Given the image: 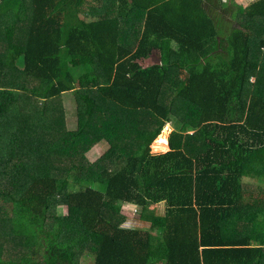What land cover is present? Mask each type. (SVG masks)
<instances>
[{
  "label": "trees",
  "instance_id": "obj_1",
  "mask_svg": "<svg viewBox=\"0 0 264 264\" xmlns=\"http://www.w3.org/2000/svg\"><path fill=\"white\" fill-rule=\"evenodd\" d=\"M206 1L0 0V264H264V0Z\"/></svg>",
  "mask_w": 264,
  "mask_h": 264
},
{
  "label": "rangeland",
  "instance_id": "obj_2",
  "mask_svg": "<svg viewBox=\"0 0 264 264\" xmlns=\"http://www.w3.org/2000/svg\"><path fill=\"white\" fill-rule=\"evenodd\" d=\"M216 3L217 1L216 0H207V3L206 5L209 6V14L212 16V18L217 22L219 23V19H218V16L221 15V14H225V17L226 18V21H229L230 23H233L231 22V20H234L236 19L235 17V13L232 11V10H229L227 9L229 7V5H226V4H223L222 6H216ZM216 6V7H214ZM228 30V29H227ZM224 30L221 28L219 30V32L221 34H223ZM0 46L2 48V46H5V43H0ZM159 59L152 55L150 56L147 60H144L142 61V64L144 66H148V65H151L153 63H156L158 62ZM252 84H255V78L250 80L249 82H247L245 84V88H246V91H250L252 89L251 85ZM250 87V88H249ZM68 104H70V109L68 111V115L71 117V118H75L76 117V107L74 104L71 105V102L68 101ZM174 131V128L171 127V125H167L163 134L160 136L161 138L164 139V141H160L158 143H154L151 147V154L153 155H163V154H166L169 152V138H170V135L171 133ZM108 146L105 145V144H98L96 147H94L92 150H90L89 152L86 153V156L88 159L92 160V161H97L100 156L102 154L105 153V151L107 150ZM155 209L153 208H149L148 211H153ZM58 212L62 219L67 222V223H71L73 225H76V227L78 228H81L82 227V223L79 222V220L77 221H71V219H65L64 218V215L63 213L65 212V208L64 206L60 205L59 206V209H58ZM74 220V219H72ZM146 224L145 223H141V222H136V224L133 226L134 229H138V230H148V228H145L147 226H145ZM128 227V226H126ZM149 227V226H148ZM91 257H94V256H91ZM80 264H94V259L93 258H82Z\"/></svg>",
  "mask_w": 264,
  "mask_h": 264
},
{
  "label": "water",
  "instance_id": "obj_3",
  "mask_svg": "<svg viewBox=\"0 0 264 264\" xmlns=\"http://www.w3.org/2000/svg\"><path fill=\"white\" fill-rule=\"evenodd\" d=\"M161 137L158 138V140L155 141V143H158L160 141Z\"/></svg>",
  "mask_w": 264,
  "mask_h": 264
},
{
  "label": "crops",
  "instance_id": "obj_4",
  "mask_svg": "<svg viewBox=\"0 0 264 264\" xmlns=\"http://www.w3.org/2000/svg\"><path fill=\"white\" fill-rule=\"evenodd\" d=\"M206 3H207V1H206Z\"/></svg>",
  "mask_w": 264,
  "mask_h": 264
}]
</instances>
